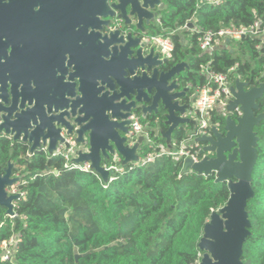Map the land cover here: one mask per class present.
I'll return each instance as SVG.
<instances>
[{"label": "water", "instance_id": "1", "mask_svg": "<svg viewBox=\"0 0 264 264\" xmlns=\"http://www.w3.org/2000/svg\"><path fill=\"white\" fill-rule=\"evenodd\" d=\"M110 1L0 0V59L13 57L21 40L29 41L34 35L42 39L50 29L55 30L52 35L61 28L69 32L67 50L61 51L53 42L50 69L33 71V81L23 70L13 72L7 67L1 73L0 134L26 145L29 154L46 148L52 155L61 144L69 149L65 139H73L78 150L71 163H89L104 184L114 172L106 170L103 159L118 155L123 167L138 161L143 137L132 147L125 144L132 114L145 119L161 109L167 130L154 131L167 146L179 127H186L187 134L190 126H196L187 117L190 104L183 102L189 88L180 83L188 65L179 63L160 71L169 61L144 42L153 34L144 25L155 23L163 1ZM15 76H22V86ZM230 94L226 111H238L237 119L225 117L224 135L213 126L210 136L194 140L203 145L200 155L212 157L197 163L187 159L182 165V173H214L216 182L227 183L229 191L226 204L213 211L203 227L198 264H243V247L251 235L246 208L254 197L251 183L258 142L254 129L264 121L257 104L264 85L249 87L236 80ZM12 168L8 162L0 172V208L10 217L21 198L6 191L18 181Z\"/></svg>", "mask_w": 264, "mask_h": 264}, {"label": "trees", "instance_id": "2", "mask_svg": "<svg viewBox=\"0 0 264 264\" xmlns=\"http://www.w3.org/2000/svg\"><path fill=\"white\" fill-rule=\"evenodd\" d=\"M157 12L160 24H150L154 35L170 36L174 50L163 70L186 63L180 76L190 86L188 102L205 83L202 68L221 74L237 65L234 75L255 87L264 85V46L245 38L226 47L202 53L197 38L202 31L264 23V0H225L209 6L197 0H162ZM192 23L199 32L184 29ZM264 113V95L257 101ZM164 112L148 115L149 137L167 146L157 127L167 130ZM235 119L238 114H229ZM225 118L212 114L211 123L223 129ZM186 127L172 134V144L188 139ZM258 136L257 161L252 173L254 197L247 203L250 237L243 247V264H264V121L254 129ZM170 146V145H169ZM168 146V147H169ZM149 150L145 147L143 153ZM29 155V157H27ZM27 157V158H26ZM11 162L20 192L25 194L13 209V217L0 210V247L15 238L11 259L0 264H196L202 253L197 245L210 214L228 198L227 183L216 182L192 171L182 173V161L161 156L144 166H127L104 184L95 173H85L60 156L29 148L0 135V172ZM112 158L102 160L108 168Z\"/></svg>", "mask_w": 264, "mask_h": 264}, {"label": "built area", "instance_id": "3", "mask_svg": "<svg viewBox=\"0 0 264 264\" xmlns=\"http://www.w3.org/2000/svg\"><path fill=\"white\" fill-rule=\"evenodd\" d=\"M115 0H111L110 3ZM204 2L209 6H220L225 0H197L196 8ZM117 23L119 21H116ZM155 24L161 25L158 16H156ZM184 29H189L188 25L184 26ZM196 32L200 30L193 29ZM174 34V31L170 32L167 36L163 35H149L144 39V42L149 45V48H154L155 52L159 54L161 59L170 61L172 59V53L174 50V44L170 36ZM245 38H254L259 40V45L256 49L259 50L264 46V23L261 20H257L250 27H226L217 31L205 30L202 31L197 38L198 48L202 53H210L213 50H217L221 47L228 46V42L239 41ZM237 65L227 69L224 73L217 74L209 70L208 66L202 68V73L205 75L204 85L197 89L193 97L191 98V109L187 114V117L195 122V128L190 126L187 136L188 139L181 142L179 145L170 144V146L158 147L155 142L149 137L148 123H143L141 115L132 114L129 120L131 124L128 132L125 135L126 145L132 147L136 144L139 138L143 137V142L138 147V161L132 163L129 166L138 167L145 164L152 163L156 158L161 156L171 157L176 161H182V165L185 160L191 159L197 163L204 157L210 158L208 153L200 155L203 145L195 142L196 138L210 136L211 128L217 125L211 123L212 114H217L222 117L227 116L226 107L231 101L230 88L234 86L236 80L245 82L240 76L234 75ZM258 83L255 87H257ZM190 88V86H187ZM65 143L69 145V149L65 148L64 144L57 146L56 150L50 156H60L65 161V166L68 164L85 173H94L90 168L89 163H83L75 165L71 163V160L76 157L75 152L78 147L74 143L73 139H65ZM147 148L149 151L143 153V149ZM41 151L48 155L46 148H41ZM113 164L106 168V170H112L114 173L122 174L124 172L123 166H121V158L118 155L111 157ZM127 167V166H126ZM109 178L108 181H111ZM8 195H19L21 198L25 196L23 192H20L19 188L15 184L7 190ZM20 198V199H21ZM17 202L14 203V207ZM16 244L15 238H12L9 242L3 243L1 249V259L8 261L13 254V246ZM198 264V262L196 263Z\"/></svg>", "mask_w": 264, "mask_h": 264}, {"label": "flooded vegetation", "instance_id": "4", "mask_svg": "<svg viewBox=\"0 0 264 264\" xmlns=\"http://www.w3.org/2000/svg\"><path fill=\"white\" fill-rule=\"evenodd\" d=\"M154 24V23H153ZM148 25H144L145 26H149ZM119 26L121 27L122 24H119ZM51 29L46 32V35L42 38L39 39L38 37H36L35 35L29 40V41H23L21 40L20 42H18L16 44L17 47V53L13 56V57H9V53L11 51V48L8 49L7 51V56L9 57V59L6 61L4 58H1L0 60V83L3 80V76H2V72L4 70H6V68L8 67L9 70H12L13 72H22L25 71V73L30 75L29 81H33V71H36L39 69V67L44 68L43 70H49L51 67V62H50V58H48L49 56V50L54 43H56L55 45H59L61 51H65L67 50V38L69 36V32L67 30H65L64 28L59 29L56 34L52 35L54 33V31L50 32ZM50 33L52 36H50ZM3 41L5 42V39H3ZM18 41V40H17ZM15 41V42H17ZM58 42V43H57ZM2 65H5L4 67ZM160 71H163V68L159 69ZM15 81H22V76L21 79H19V77H14ZM1 85V84H0ZM20 86H22V82L19 84ZM32 85V83H31ZM182 86V84H181ZM183 88V86H182ZM188 94V93H187ZM190 104L191 106V99L187 102ZM238 114L237 117L239 116L238 111L233 112L232 114ZM227 115H229L227 113ZM237 117L234 119L236 120ZM224 128V126H223ZM218 131L224 135V130L223 129H219L217 128ZM5 136L4 134H0ZM7 137V136H6ZM210 157H212L211 154H209ZM8 164V163H7ZM13 165V164H12ZM14 167V165H13ZM13 169V168H12ZM17 177V176H16ZM8 189H6L7 191ZM3 208H0V210ZM4 210V214L5 213V209ZM8 216V215H6Z\"/></svg>", "mask_w": 264, "mask_h": 264}, {"label": "crops", "instance_id": "5", "mask_svg": "<svg viewBox=\"0 0 264 264\" xmlns=\"http://www.w3.org/2000/svg\"><path fill=\"white\" fill-rule=\"evenodd\" d=\"M144 28H145L146 32H149V30H148V29H149L148 26H145Z\"/></svg>", "mask_w": 264, "mask_h": 264}, {"label": "rangeland", "instance_id": "6", "mask_svg": "<svg viewBox=\"0 0 264 264\" xmlns=\"http://www.w3.org/2000/svg\"><path fill=\"white\" fill-rule=\"evenodd\" d=\"M158 147H165V146L159 145Z\"/></svg>", "mask_w": 264, "mask_h": 264}]
</instances>
